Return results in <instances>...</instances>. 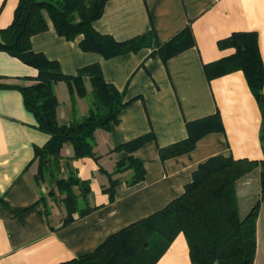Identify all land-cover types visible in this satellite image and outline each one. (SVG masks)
Returning <instances> with one entry per match:
<instances>
[{"label":"crops","instance_id":"crops-1","mask_svg":"<svg viewBox=\"0 0 264 264\" xmlns=\"http://www.w3.org/2000/svg\"><path fill=\"white\" fill-rule=\"evenodd\" d=\"M17 3L0 0V29L11 22ZM47 24L31 37L32 50L57 61L65 74L98 63L104 79L121 92L124 105L109 129L95 130L93 156L73 157L72 147L62 146L65 169L70 167L88 183L91 207L64 223L62 196L49 195L52 186L36 180L34 150L49 136L38 129L20 91L33 82L37 70L0 50V264L78 259L110 234L180 196L208 158H263L258 101L234 48H220L218 41L234 32H254L264 73V0H107L93 22L97 32L119 42L146 36L144 46L111 57L82 50L81 35L67 40L48 18ZM85 87L90 90L87 79ZM54 90L57 119L67 123L68 86L58 81ZM76 108L85 114L88 99L77 97ZM128 156L143 163L144 177L136 183H128L131 169L114 173ZM258 165L236 181L241 217L259 199ZM110 179L119 180L112 196ZM73 192L79 193L78 186ZM259 261L264 262L262 203L253 264ZM155 264H192L182 232Z\"/></svg>","mask_w":264,"mask_h":264},{"label":"trees","instance_id":"trees-1","mask_svg":"<svg viewBox=\"0 0 264 264\" xmlns=\"http://www.w3.org/2000/svg\"><path fill=\"white\" fill-rule=\"evenodd\" d=\"M106 1L18 0L11 22L0 29V50L37 70L33 82L20 87V91L38 129L49 136L34 150L38 161L36 180L52 186L49 193L53 197L55 193L62 196L64 223L87 213L91 207L87 181L79 179L70 167L65 169L67 159L62 158L61 148L69 144L73 157L93 156L95 130L109 129L124 102L121 92L104 79L98 63L83 66L76 74H65L57 61L32 50L31 37L48 28V18L59 36L72 40L81 35L82 50L98 52L104 57L144 46L145 35L119 42L94 29L93 22L102 15ZM170 41L173 43V39ZM218 46L234 48L235 59L258 101L263 158L260 161L223 155L208 158L198 165L183 193L164 208L110 234L92 252L57 264H155L179 232L186 239L192 264H253L256 221L261 203L264 206V73L254 32H234L219 40ZM86 79L89 91L85 87ZM58 81L65 82L70 93L71 117L67 123L57 119L59 103L54 85ZM77 97L88 99L85 114L77 112ZM256 165L259 166V199L241 217L236 181ZM128 169H131L128 183L144 177L139 158L128 156L120 160L114 173ZM118 183L119 180L110 179V196ZM74 186H78V194L73 192Z\"/></svg>","mask_w":264,"mask_h":264},{"label":"rangeland","instance_id":"rangeland-1","mask_svg":"<svg viewBox=\"0 0 264 264\" xmlns=\"http://www.w3.org/2000/svg\"><path fill=\"white\" fill-rule=\"evenodd\" d=\"M50 195V193H48ZM259 264H264V262L259 261Z\"/></svg>","mask_w":264,"mask_h":264}]
</instances>
